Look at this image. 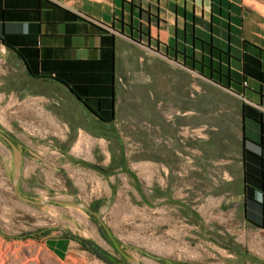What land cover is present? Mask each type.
Returning a JSON list of instances; mask_svg holds the SVG:
<instances>
[{
	"label": "crops",
	"instance_id": "1",
	"mask_svg": "<svg viewBox=\"0 0 264 264\" xmlns=\"http://www.w3.org/2000/svg\"><path fill=\"white\" fill-rule=\"evenodd\" d=\"M200 122L205 150L225 157L217 193L240 204L252 223L244 152L263 151L260 8L246 0H0V130L67 138L66 152L85 158L81 129L91 128L111 139L123 163L131 149L122 135L141 126L146 161L169 162L183 150L179 130ZM50 148L36 158L54 169ZM22 154L18 183L36 165ZM249 165L264 174V163ZM0 168L5 173L1 144ZM256 198L264 203L261 192ZM59 228L42 240L64 258L82 245ZM91 255L96 264H123L116 254L110 262Z\"/></svg>",
	"mask_w": 264,
	"mask_h": 264
},
{
	"label": "rangeland",
	"instance_id": "2",
	"mask_svg": "<svg viewBox=\"0 0 264 264\" xmlns=\"http://www.w3.org/2000/svg\"><path fill=\"white\" fill-rule=\"evenodd\" d=\"M246 2L264 11V0ZM127 131L121 139L131 151L120 163L119 155L110 150L111 139L91 128L81 129L85 158L66 152L67 138L16 136L8 130L26 158L33 155L36 162L17 190L33 199H51L43 204L18 196L11 182V148L0 138L7 152L5 173L0 168V179L5 180L0 264H96L91 254L109 262L83 246L72 248L64 258L55 257L42 237L59 233L60 226L96 243L111 260V254L122 257L120 249L146 264H264V229L246 222L240 204L217 193L221 185L214 183L221 182L225 157L205 150L201 141L206 128L201 122L199 128L184 124L179 130L183 150L169 162L146 161L141 126L137 132L130 130L135 134ZM48 146L56 147L54 169L36 158L46 155ZM52 199L83 202L91 211Z\"/></svg>",
	"mask_w": 264,
	"mask_h": 264
},
{
	"label": "trees",
	"instance_id": "3",
	"mask_svg": "<svg viewBox=\"0 0 264 264\" xmlns=\"http://www.w3.org/2000/svg\"><path fill=\"white\" fill-rule=\"evenodd\" d=\"M260 147L263 151L259 153H254L249 150L244 152V163H245V187L244 194L246 198V218L255 225L264 227V217H262L261 212L264 213V203L256 198V192H261L264 195V174L261 171H257L249 165V161L264 163V142L260 143ZM81 245L91 251L92 253L98 255L99 257L112 261L106 255L104 250L98 246L96 243L86 240L82 237L73 235Z\"/></svg>",
	"mask_w": 264,
	"mask_h": 264
},
{
	"label": "water",
	"instance_id": "4",
	"mask_svg": "<svg viewBox=\"0 0 264 264\" xmlns=\"http://www.w3.org/2000/svg\"><path fill=\"white\" fill-rule=\"evenodd\" d=\"M77 99L80 100L79 97H77ZM0 138L2 140H4V142H6L9 145V147L11 148L12 164H13V174H12V181L11 182H12V186L16 190L18 196L20 198H22L23 200L28 201V202L33 203V204H43L46 201L51 200L49 198L33 199L29 196L23 195L22 193H20L17 190V184H18L20 174H21L22 152H21L20 148L16 145V143L7 134H5L2 130H0ZM52 201L62 203V204L75 205V206L83 207V208L90 210L89 207L83 202L63 201V200H59V199H52ZM125 258L129 262L128 264H146V263L139 262L136 258H134L130 255H127V254L125 255Z\"/></svg>",
	"mask_w": 264,
	"mask_h": 264
},
{
	"label": "flooded vegetation",
	"instance_id": "5",
	"mask_svg": "<svg viewBox=\"0 0 264 264\" xmlns=\"http://www.w3.org/2000/svg\"><path fill=\"white\" fill-rule=\"evenodd\" d=\"M4 132V131H3ZM5 134H7L6 132H4ZM11 139H12V137L9 135V134H7ZM13 140V139H12ZM14 141V140H13ZM15 142V141H14ZM21 150V149H20ZM22 152V151H21ZM234 249H236V250H238V251H240V252H242L243 250L241 249V248H239V247H237V246H234ZM118 251V250H117ZM122 253V252H121ZM125 255L126 254H124V253H122V257L121 258H119V257H117L119 260H120V262H126L127 264L129 263L127 260H126V258H125ZM164 264H169L168 263V261H164ZM176 264V263H175Z\"/></svg>",
	"mask_w": 264,
	"mask_h": 264
}]
</instances>
